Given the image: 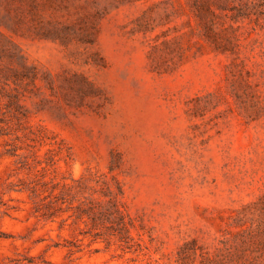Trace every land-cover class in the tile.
<instances>
[{
	"label": "rangeland",
	"instance_id": "1",
	"mask_svg": "<svg viewBox=\"0 0 264 264\" xmlns=\"http://www.w3.org/2000/svg\"><path fill=\"white\" fill-rule=\"evenodd\" d=\"M192 1L0 0V264H264V0Z\"/></svg>",
	"mask_w": 264,
	"mask_h": 264
},
{
	"label": "trees",
	"instance_id": "2",
	"mask_svg": "<svg viewBox=\"0 0 264 264\" xmlns=\"http://www.w3.org/2000/svg\"><path fill=\"white\" fill-rule=\"evenodd\" d=\"M217 0H193L189 7L190 17L194 19L195 24H189L191 35H197L204 42V46L210 47L215 51H226L219 42L218 34L215 30L214 20L218 16V10L221 9ZM219 2V1H218ZM244 10V8H242ZM234 17L242 16V12L237 9Z\"/></svg>",
	"mask_w": 264,
	"mask_h": 264
}]
</instances>
